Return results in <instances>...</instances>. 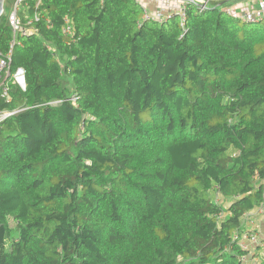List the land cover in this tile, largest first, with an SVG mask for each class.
I'll use <instances>...</instances> for the list:
<instances>
[{"label":"trees","instance_id":"obj_1","mask_svg":"<svg viewBox=\"0 0 264 264\" xmlns=\"http://www.w3.org/2000/svg\"><path fill=\"white\" fill-rule=\"evenodd\" d=\"M244 1L156 19L28 0L23 23L43 18L14 44L5 1L0 264H244L264 208V17L230 11Z\"/></svg>","mask_w":264,"mask_h":264},{"label":"built area","instance_id":"obj_2","mask_svg":"<svg viewBox=\"0 0 264 264\" xmlns=\"http://www.w3.org/2000/svg\"><path fill=\"white\" fill-rule=\"evenodd\" d=\"M27 1L28 0H12L11 11L8 15V23L12 27V31H13V40H12L13 44L16 42L15 40L17 38V35H19V33L29 34L31 32H35L33 25H35V22H39L43 18L39 11H35L34 15L32 17L28 18L26 23H23V21L21 19V13L24 10H26V8H27L26 7ZM158 1H159V3L164 5L167 0H158ZM203 4H207V3H203ZM184 5H185V3H184ZM183 11H184V6L180 9L181 13H183ZM240 17H243L246 21H250V22H252L258 18L264 17V0H261L259 2L257 9L253 10L251 13L244 14L243 16L241 15ZM154 18L161 19L162 17L157 16ZM46 23H48L49 25L51 24L48 19L46 20ZM64 23H65V26L63 28V33L66 36H69V35L73 36L74 31H73L72 23L70 22L69 18H65ZM11 62H12L11 52L7 53V54L0 52V89H2V92L6 96L8 95V91H7L6 87L2 88L1 80L3 78V73L6 72L7 69H9ZM16 74L19 75L20 83H18V84L23 89L22 81H23V77H25L23 74V70H22V72L16 73ZM21 75H23V76H21ZM16 76H15V79H16ZM15 83H16V80H15ZM13 114H15V113L4 112V114L0 115V122L4 121V119L12 116ZM256 212H257V214L262 215L264 212V208L262 207V208L258 209V211H256ZM253 223L254 222L252 220H250V226H253ZM259 243H260V234H257L254 230H251L249 228L246 232L243 233V237H242V240L240 242V246L243 249L250 251L251 246L256 247L259 245Z\"/></svg>","mask_w":264,"mask_h":264},{"label":"crops","instance_id":"obj_3","mask_svg":"<svg viewBox=\"0 0 264 264\" xmlns=\"http://www.w3.org/2000/svg\"><path fill=\"white\" fill-rule=\"evenodd\" d=\"M194 2H197L199 4H203V3H208L207 0H193ZM258 1V0H257ZM141 4H143L149 15L153 16V17H157V16H161L162 18L167 17L168 15L174 14V13H179L180 9L184 6V3H182L180 0H167L165 2L164 5H162L161 3H159L158 0H140ZM259 2V1H258ZM252 215V216H251ZM250 215V219L254 222L256 219L259 221H255V223H253V226H250V223L248 224V227L251 229H256L258 228V231H256L257 234H261L260 237V243L258 246L254 247L251 246L250 247V251H252V255H254V251L258 249V253L264 251V243H262L264 241V221L261 215L257 214V212H253ZM261 228V229H260ZM253 247L255 249H253ZM259 247H263L262 249H259ZM253 249V250H251ZM264 253V252H263ZM263 255V254H262ZM254 260H256V258H254ZM256 264H260L259 261H256Z\"/></svg>","mask_w":264,"mask_h":264},{"label":"rangeland","instance_id":"obj_4","mask_svg":"<svg viewBox=\"0 0 264 264\" xmlns=\"http://www.w3.org/2000/svg\"><path fill=\"white\" fill-rule=\"evenodd\" d=\"M260 2V1H259ZM259 2L257 0H252V1H244V2H238V3H235L236 5L230 10L231 12L233 13H236L237 16H243L244 14H247V13H251L253 10L257 9V6L259 5ZM18 72V71H17ZM9 74V73H8ZM16 83H20V80H19V75L16 76ZM19 85V84H18ZM20 87V86H19ZM212 196H213V199L215 201H219V197L217 196V194L215 192L212 193ZM256 222L259 221V219L255 220ZM254 221V223H255ZM251 229V228H250ZM261 229V228H260ZM251 230H256L258 231V228L256 229H251ZM255 231V232H256ZM260 234V233H259ZM260 237H261V234H260ZM264 243V241L262 242ZM263 247H259V249H262ZM253 249H255L253 247ZM251 249V250H253ZM264 250V249H263ZM256 251V250H255ZM254 251V253H255ZM264 251L260 252V253H256L259 255L258 257H255V254L252 255V251H251V254L246 258L244 259V264H256V261H259L260 264H262V262L264 261ZM263 254V255H262ZM254 258H256V260H254Z\"/></svg>","mask_w":264,"mask_h":264},{"label":"water","instance_id":"obj_5","mask_svg":"<svg viewBox=\"0 0 264 264\" xmlns=\"http://www.w3.org/2000/svg\"><path fill=\"white\" fill-rule=\"evenodd\" d=\"M6 0H0V19H1V16L3 15L4 11H5V8H4V3H5ZM183 3L185 2H194L193 0H181ZM205 6V4H203V7ZM22 72V69H20L17 73H20ZM22 86H23V89H25V77H23V81H22Z\"/></svg>","mask_w":264,"mask_h":264},{"label":"bare ground","instance_id":"obj_6","mask_svg":"<svg viewBox=\"0 0 264 264\" xmlns=\"http://www.w3.org/2000/svg\"><path fill=\"white\" fill-rule=\"evenodd\" d=\"M21 76H23V75H21Z\"/></svg>","mask_w":264,"mask_h":264}]
</instances>
